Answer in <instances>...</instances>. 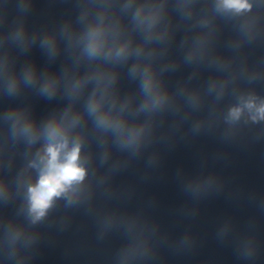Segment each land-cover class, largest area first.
<instances>
[{"label":"clouds","instance_id":"1","mask_svg":"<svg viewBox=\"0 0 264 264\" xmlns=\"http://www.w3.org/2000/svg\"><path fill=\"white\" fill-rule=\"evenodd\" d=\"M221 6L226 9H235L237 12L248 10L251 4L248 0H220ZM88 46L90 54H95L103 45L101 31L99 29L93 31ZM127 48V44L116 50V55H121ZM99 107V103L93 105L95 110ZM245 107L248 109H256V113L260 118H264V102L258 107L253 101L249 100ZM242 108H234L231 110V116L238 118ZM257 116H253L256 119ZM101 122H104L102 118ZM75 123V120L72 121ZM65 124L63 121L59 123H50L46 129L48 134V143L44 148V155L41 157L43 168L40 172L39 179L36 184L29 186V212L32 215L33 222L40 220L46 215L47 210L53 204L54 197L66 195L69 191L75 192L74 183L83 181L86 170L80 161V144L75 143L69 147V142L65 136ZM27 132L29 129H23Z\"/></svg>","mask_w":264,"mask_h":264}]
</instances>
